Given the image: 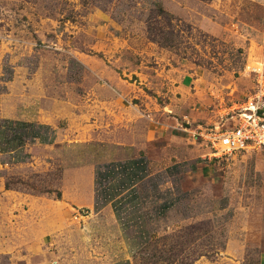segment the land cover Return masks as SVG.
<instances>
[{"label":"rangeland","instance_id":"374dc122","mask_svg":"<svg viewBox=\"0 0 264 264\" xmlns=\"http://www.w3.org/2000/svg\"><path fill=\"white\" fill-rule=\"evenodd\" d=\"M252 96L264 101V0H0V102L58 131L12 142L19 121L0 119V264L122 263L111 207L99 191L98 209L78 207V190L130 154L150 177L129 264H259L264 148L209 160L194 134ZM189 147L205 159L194 171L179 166Z\"/></svg>","mask_w":264,"mask_h":264},{"label":"crops","instance_id":"0c3cea01","mask_svg":"<svg viewBox=\"0 0 264 264\" xmlns=\"http://www.w3.org/2000/svg\"><path fill=\"white\" fill-rule=\"evenodd\" d=\"M7 102H0V119H9V120H17L19 122H37L38 115H36L33 111L28 109H23L21 107V104L17 105L14 109L11 107L10 103ZM167 116V115H166ZM164 122L160 121V123ZM171 122V121H168ZM165 123V122H164ZM51 122H47V126L50 125ZM167 127V126H166ZM168 128V127H167ZM55 130V129H54ZM2 132V130L0 131ZM156 132V131H153ZM3 133V132H2ZM152 131H149L148 140H157L158 137L163 138L165 135L163 132L157 133V135L151 136ZM169 136V135H167ZM58 138V131L55 130L52 132V136L48 139L40 132L39 137L33 138L34 140H39V142L42 143H50L56 141ZM195 141V140H194ZM198 149L194 147H189V151L183 153L188 154L190 157L186 158V164H183L185 166L179 165L181 168H186L188 171H194L197 169L199 165V160H205L201 159L202 157H196L199 152H197ZM129 161L126 163L121 164L119 161H106L104 163H99V165L94 168L92 172L86 173V181L84 184V187L81 186L78 190V193L81 197L80 203L77 205L78 207H81L82 205H85L86 207H90L93 209H98L100 206L96 205L95 202V194L97 193L96 185L98 183L97 181V175L99 174L103 181L106 183V188L104 191L101 192V197L103 198V201L106 203V206H110L111 210L113 212L112 220L113 222H118L117 224L120 225L121 232L125 233L126 237L129 239L125 241L124 246H120L118 248L121 251V254L125 256L123 258V261H121L124 264H129L130 256L135 251V245L137 244L135 241L140 237L142 239L144 236L143 232H139V229H144V219L145 216L142 215V211H140V207H144V203H146V199H148L147 195L141 196L139 193L140 189V182L145 181L150 177V175L147 173V164L145 163V160L141 155L138 154H130L128 155ZM191 161V162H188ZM100 165L109 166L110 171L109 172H99L98 167ZM123 166V168H121ZM177 166L175 165V168ZM174 169V168H173ZM98 175V176H99ZM135 190L137 191V194H134L133 196L130 195V191ZM10 189H8L5 185L0 188V193L2 195H6ZM66 192L64 190L63 195H65ZM72 198H79V196L73 195ZM104 203V204H105ZM173 201H171V204ZM105 206V207H106ZM163 208V207H161ZM79 211V208H76ZM104 209V208H102ZM101 211V210H100ZM128 211V212H127ZM144 211V210H143ZM102 212V211H101ZM127 213V214H126ZM95 214V213H94ZM83 217H85L83 215ZM122 217H126L125 221L122 220ZM135 225L136 226H131ZM131 227H135V230L137 232L128 235V231ZM143 233V234H142ZM131 239V240H130ZM139 239V241H140ZM133 242V243H132ZM226 253H233L231 251V247L228 244L226 248ZM239 257V256H238ZM117 262H120L117 260ZM119 263V264H122ZM53 264H66L64 262L56 261ZM96 264V263H95ZM107 264H113V262L107 263ZM259 264H264V252L259 257Z\"/></svg>","mask_w":264,"mask_h":264},{"label":"built area","instance_id":"2783aa9c","mask_svg":"<svg viewBox=\"0 0 264 264\" xmlns=\"http://www.w3.org/2000/svg\"><path fill=\"white\" fill-rule=\"evenodd\" d=\"M260 99L256 96L250 97L241 108L234 109L232 114L219 113V121L213 127L204 128L201 133H194L196 136H203V141L208 142L212 148L209 157L206 156V158L221 159L237 152L264 148V101ZM6 127L12 128L9 123L4 125V128ZM109 168V166L100 165L98 171L109 172ZM98 175L97 191L102 192L107 185ZM134 194H137V191H130L131 196ZM125 218L122 217V220L125 221Z\"/></svg>","mask_w":264,"mask_h":264},{"label":"trees","instance_id":"16d2710c","mask_svg":"<svg viewBox=\"0 0 264 264\" xmlns=\"http://www.w3.org/2000/svg\"><path fill=\"white\" fill-rule=\"evenodd\" d=\"M31 127L30 129H27V127ZM14 130H17L15 134L12 136L11 141H19L20 143H23V136H31L32 139L35 137L40 136V132L36 129H34L33 123H27V122H17L16 127H14ZM27 130V131H26ZM2 132H0L1 136ZM14 140V141H13ZM2 147H0V150Z\"/></svg>","mask_w":264,"mask_h":264}]
</instances>
